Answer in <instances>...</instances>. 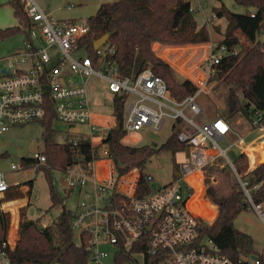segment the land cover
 Wrapping results in <instances>:
<instances>
[{
    "label": "built area",
    "instance_id": "2783aa9c",
    "mask_svg": "<svg viewBox=\"0 0 264 264\" xmlns=\"http://www.w3.org/2000/svg\"><path fill=\"white\" fill-rule=\"evenodd\" d=\"M14 1L22 4L28 23L19 24L21 47L0 57V136L13 127L41 122L50 101L54 120L67 126L73 137L71 142L88 140L99 147L92 161L70 167L63 172L62 180L65 197L75 190L80 195L71 210L69 227L77 236L75 246L86 247L87 264H105L108 254L101 249L103 246L112 247L114 264H146L151 260L153 264H261L263 253L242 255L237 263L219 255L210 238L200 237L201 221L206 220L195 215L188 205L194 188L187 178L222 160L232 169L249 208L264 228V203L252 200L247 181L240 178L227 156L229 151L242 153L239 149H243L244 136L222 117L196 121L202 114L198 96L214 77L222 59L237 55L239 45L247 44L244 39L238 38L234 47L209 43L205 66L198 74L193 73L194 69H183L188 75L185 79L197 87L196 93L176 101L164 80L149 67L135 77L123 76L116 62L110 60L114 49L108 42L94 50L96 58L92 59L80 46L89 31L87 20L56 21L35 0ZM187 1L198 27H210L218 18L206 1ZM92 77L102 80L112 97L124 96L122 143L130 132L144 130L146 134L159 135L168 118L175 121L172 128L186 146L187 160L181 164L180 175L174 182L154 188L152 176L146 175L150 191L137 198L138 169L132 168L123 175L116 172L103 142L115 127L117 117L104 122L94 120L88 97ZM187 111L192 117L186 115ZM178 124L189 125L190 133L177 128ZM251 124L257 128L255 131L263 129L264 112L255 110ZM222 142L227 143L225 148L220 146ZM31 159L35 169L45 164L41 154ZM21 166V161L12 162L10 170L18 171ZM5 177L0 172L2 213L13 211V202L4 195L18 185L9 186ZM15 235L6 236L2 246L11 248ZM0 258L9 264L4 254Z\"/></svg>",
    "mask_w": 264,
    "mask_h": 264
},
{
    "label": "trees",
    "instance_id": "16d2710c",
    "mask_svg": "<svg viewBox=\"0 0 264 264\" xmlns=\"http://www.w3.org/2000/svg\"><path fill=\"white\" fill-rule=\"evenodd\" d=\"M236 4L245 8H252L244 14L233 13L221 6L215 9L218 18L226 19L223 39L217 45L234 47L238 38H243L247 44L239 45V52L235 56L223 58L216 68V73L209 81H220L226 88V97L233 99L235 108L230 111L229 100L224 118L231 123L240 118L246 125V131H255L252 126V117L255 110L264 112V0H234ZM13 14L19 24L27 25L28 19L23 13L20 2L11 0ZM187 0H119L104 3L99 6L94 16L87 19L89 31L80 42L88 55L95 59L93 42L104 35L109 36L108 46L113 47L114 54L110 57L115 61L120 73L126 77H135L149 67L154 74L161 77L170 95L176 101H182L196 93L197 87L190 81L178 76L170 66L157 57L152 49L154 44L182 46L208 43L209 33L205 27H198L197 21L188 10ZM252 14V15H251ZM19 26L0 29V38L14 35L19 32ZM239 94L241 98L239 99ZM122 95L111 98L112 113L120 121L123 119ZM46 117L39 122L42 127L45 164L37 168L45 175L48 182L49 209L61 207L56 220L50 226L39 227V220H29L25 212L21 214L18 225V240L13 248L3 247L6 239L7 220L0 214V254H4L9 264H87L88 252L84 244L76 247L73 241V232L69 227L72 212L64 206L53 188L51 173L54 170L65 172L74 165L84 166L92 161L99 147L92 146L88 140L57 143L52 139L54 113L50 105ZM238 132V131H236ZM125 132L110 130L104 144L119 175H123L132 168L139 171V179L135 189V196L140 198L150 191V185L143 172L145 161L155 154L169 152L172 155L186 150L173 129L172 134L158 148L148 145L131 146L122 143ZM264 152V146H263ZM2 156V155H1ZM227 156L236 173L242 180L247 181V189L255 203H264V162L249 170L248 157L245 153L229 151ZM34 161L22 158L21 164L25 168L32 167ZM222 176V185L227 192L217 200L212 191L209 192L212 202L217 205V215L212 222L201 221L200 237L210 238L217 246L218 254L237 263L242 255L256 254L253 251L251 237L236 229L233 225L236 217L249 209V205L232 169L225 163L223 168H215ZM234 177L231 182L230 174ZM200 179L202 177V171ZM205 192L197 199L199 203L189 207L195 214H201L200 198L207 197L206 190L211 187L220 195V189L210 178H205ZM21 186H28L26 195L31 198L32 182L18 184L11 187L15 196L22 199L24 194ZM10 190V191H11ZM8 192V194L10 193ZM69 194L65 197L67 199ZM209 200V198H208ZM29 201V200H28ZM200 211V212H199ZM57 243H56V242ZM153 260L146 264H153ZM264 264V256L260 257Z\"/></svg>",
    "mask_w": 264,
    "mask_h": 264
},
{
    "label": "rangeland",
    "instance_id": "374dc122",
    "mask_svg": "<svg viewBox=\"0 0 264 264\" xmlns=\"http://www.w3.org/2000/svg\"><path fill=\"white\" fill-rule=\"evenodd\" d=\"M11 0H0V29L17 27L19 26L18 18L14 16L12 6L9 4ZM36 3L44 9L51 17L56 21L66 20H87L89 17L94 16L97 9L101 4L111 3L119 0H35ZM208 3V8L216 9L221 6L227 8L229 11L238 14H244L247 10L253 12L252 8H245L238 5L234 0H202ZM215 12V11H214ZM225 18H217L214 20L210 27L205 28L210 40L208 43L199 45H182V46H170L154 44L152 49L157 57L163 62L167 63L170 68L181 78L185 79L187 74H184L183 69L192 71L195 75L198 74V70H201L205 66V58L207 55V45L212 43L217 45L223 39V33L226 27ZM264 37V33L261 32L259 39ZM23 36L20 32L0 38V57L10 55L15 49L21 47ZM191 73V72H190ZM201 73V72H200ZM192 74V73H191ZM193 76V74H192ZM88 97L91 105V109L94 114V120L97 122H104L107 118H113L111 106L112 95L106 89L105 83L96 77L90 79L88 87ZM241 95L239 94V99ZM228 98L226 97V88L220 81H212L207 84L205 90L198 96L197 103L202 109V114L197 117L196 121L201 123L214 117H223ZM188 117H192L190 112H185ZM233 128L241 135L246 132V125L240 118H235L231 121ZM175 121L168 118L164 124L159 135L152 133H145L144 130L137 132H130L124 144L131 146H144L148 145L152 148H158L167 138L172 134ZM52 139L57 143L71 142L73 137L69 134L68 128L65 124L59 121L53 123ZM177 128L190 133L191 127L187 124H178ZM43 127L40 123H29L26 125L13 127L0 136V172L6 175L5 180L9 186L17 184H26L28 181L32 182L31 198L29 199L26 194L24 197L29 199L27 202L20 201L16 205H13V211H6L0 214L7 220V238L12 233L16 235L11 239V248H13L18 240V225L21 214L25 212L26 218L29 220H39L38 226L43 228L52 225V223L58 217L61 207L50 208L51 201L49 198L48 182L42 171L37 168L29 167L18 171H11L10 164L13 162L11 155L18 156L20 158H33L35 154H41L44 150V142L42 139ZM175 131V130H174ZM177 132V131H175ZM233 138H231L232 140ZM243 150L247 153L251 161L257 160V155L264 145V128L257 130L241 140ZM227 143L222 142L220 146L225 148ZM236 152V151H233ZM238 153V152H237ZM187 160L186 151L178 152L172 155L169 152H161L149 157L145 163L143 172L146 175H151L153 178L152 185L154 188H159L172 183L180 175V166ZM224 161L216 160L212 165L207 166L202 170V177L191 178L190 182L194 188L193 196L190 199L191 204H196L199 196L204 194L205 178H210V183H214L220 189V195L215 190L209 187L206 190L208 198H200V209H203L202 213L195 214L204 218L207 222H212L216 218V204L212 202L209 192L212 191L215 198L219 200L227 190L222 185V175L215 171V168H223ZM98 165H96L97 169ZM231 182L234 183V177L231 173ZM201 175V174H200ZM53 188L60 199L64 200V206L66 209L73 210L76 206L80 195L78 191H72L68 198L65 199L63 173L57 170L51 173ZM14 191V190H13ZM12 190L7 194L8 198L15 196ZM24 198V199H25ZM15 199V198H11ZM16 202H19L16 200ZM213 203V204H211ZM20 204V205H19ZM189 205V204H188ZM216 205V206H215ZM193 211V210H192ZM16 215V216H15ZM236 229L248 234L253 243V251L256 254H264V228L255 213L249 208L241 212L233 222ZM73 241L77 242L76 234L73 235ZM56 242V241H55ZM57 243V242H56ZM101 249L108 254V257L104 260L105 264H114L111 260L113 249L111 246H103ZM0 264H6L3 258H0Z\"/></svg>",
    "mask_w": 264,
    "mask_h": 264
},
{
    "label": "crops",
    "instance_id": "0c3cea01",
    "mask_svg": "<svg viewBox=\"0 0 264 264\" xmlns=\"http://www.w3.org/2000/svg\"><path fill=\"white\" fill-rule=\"evenodd\" d=\"M253 132H255V131H252V132H250V131H246L245 133H243V136H247V135H249V134H251V133H253ZM264 146V145H263ZM263 146H262V148H261V150L259 151V153H258V157H257V160L255 161V162H253V161H251V159L249 158V156L247 155V153L243 150V152L242 153H245L246 155H247V157H248V165H249V170L250 169H252V168H254L257 164H259V163H262V162H264V152H263ZM13 187V186H12ZM11 190V187L9 188V190L5 193V195H4V198L6 199V200H8V201H12L13 202V205H16L17 206V203H20V201H22L23 202V200H24V202H26L27 201V198H22V199H11V198H8L7 197V194H8V192ZM29 190V188H28V186H21L20 187V191L23 193V194H26L27 193V191ZM32 190V189H31ZM32 196V195H31ZM16 200L17 201H19V202H16ZM20 205V204H19ZM216 206V205H215ZM216 214H217V206H216ZM16 216V215H15Z\"/></svg>",
    "mask_w": 264,
    "mask_h": 264
},
{
    "label": "water",
    "instance_id": "95a60500",
    "mask_svg": "<svg viewBox=\"0 0 264 264\" xmlns=\"http://www.w3.org/2000/svg\"><path fill=\"white\" fill-rule=\"evenodd\" d=\"M109 41V36L108 35H104L101 38H99L98 40L93 42V49L96 50L98 47L103 46L104 44H106ZM229 107H230V111H233L235 108V102L233 99H229ZM121 127V121L119 120V118H116V123H115V127L113 128L114 131L118 132L120 130ZM11 158L13 160V162L15 163H20L21 158L15 155H11ZM152 226H150L149 228H151Z\"/></svg>",
    "mask_w": 264,
    "mask_h": 264
},
{
    "label": "bare ground",
    "instance_id": "6f19581e",
    "mask_svg": "<svg viewBox=\"0 0 264 264\" xmlns=\"http://www.w3.org/2000/svg\"><path fill=\"white\" fill-rule=\"evenodd\" d=\"M243 139V138H242ZM201 169H203V168H201ZM201 169H199L196 173H194L193 175H191V176H189L187 179H188V181L190 182V179L191 178H196L197 179V177H199V175L201 174ZM191 183V182H190ZM192 185V184H191Z\"/></svg>",
    "mask_w": 264,
    "mask_h": 264
}]
</instances>
